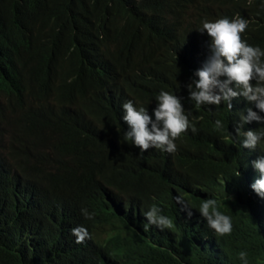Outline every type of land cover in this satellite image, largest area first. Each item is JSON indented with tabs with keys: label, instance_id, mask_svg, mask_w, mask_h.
<instances>
[{
	"label": "trees",
	"instance_id": "16d2710c",
	"mask_svg": "<svg viewBox=\"0 0 264 264\" xmlns=\"http://www.w3.org/2000/svg\"><path fill=\"white\" fill-rule=\"evenodd\" d=\"M235 2L0 0V44H12L13 58L0 61V264H84L90 248L70 231L78 225L112 227L142 264H240V251L248 264H264V199L230 135L233 110L186 98L207 55L200 21L232 17ZM253 8L263 21L264 6ZM161 89L184 97L192 128L172 153H139L124 141L121 105L131 99L151 115ZM100 176L124 193L113 195L120 213L105 202ZM207 199L229 216L230 234H215L199 216ZM161 202L173 215L193 206L203 228L194 234L178 223L156 241L132 217ZM96 204L84 222L80 209Z\"/></svg>",
	"mask_w": 264,
	"mask_h": 264
},
{
	"label": "clouds",
	"instance_id": "9594fccd",
	"mask_svg": "<svg viewBox=\"0 0 264 264\" xmlns=\"http://www.w3.org/2000/svg\"><path fill=\"white\" fill-rule=\"evenodd\" d=\"M252 1H260L261 6H264V0H236L235 3H230L232 17L200 21L196 30L209 37L207 55L195 71L194 78L185 87L187 100L197 108L216 106L218 109L222 105L233 110L235 117L230 135L233 142L242 147V157L258 173L259 178L252 183L251 188L259 198L264 199V150L260 148L264 145V20H259L257 13H254ZM11 47V43L0 44L2 63H13ZM200 51L205 53L202 49ZM21 97L26 98L25 106L28 109L30 100L27 89L22 90ZM183 99L184 97L161 89L155 96L151 115L148 108L139 102L125 100L121 105L120 118L128 126V130L123 133L124 141H131V145L138 148L139 153L150 148L174 152L175 139L192 128L190 112L185 109ZM214 110L209 107V111ZM253 122L258 126L247 127ZM214 126L216 129H223V121L215 119ZM100 181L105 188V202L114 213H120L119 204L113 195L125 199L124 193L113 194V186L101 176ZM98 207V204L94 205L89 212L81 208L83 221H88L92 212L97 214ZM166 207L162 202L160 209L155 205L147 210L139 206L134 209L131 217L156 241L168 240L170 236L163 231L171 226L176 231L178 223H183L186 230L192 228L194 234L203 228L194 219L193 206L177 215L166 211ZM197 212L215 234L223 236L232 232L231 220L217 210L216 199L200 203ZM70 231L76 243L86 240L90 248L82 258L84 264H142L135 252L115 239L112 227H94L93 230H88L78 225ZM238 259L240 264H248L244 251L238 253Z\"/></svg>",
	"mask_w": 264,
	"mask_h": 264
}]
</instances>
